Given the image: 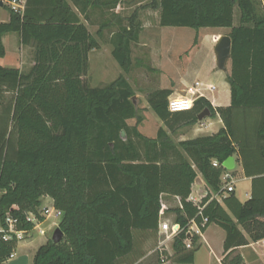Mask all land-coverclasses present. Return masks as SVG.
I'll return each instance as SVG.
<instances>
[{"label":"trees","instance_id":"obj_1","mask_svg":"<svg viewBox=\"0 0 264 264\" xmlns=\"http://www.w3.org/2000/svg\"><path fill=\"white\" fill-rule=\"evenodd\" d=\"M69 1L86 21L97 6L95 0ZM6 8L0 57L2 37L17 32L33 47L34 64L27 72L0 66V223L6 226L9 213L18 229H31L26 213L36 212L43 196L62 212V240L40 245L32 264H133L147 251L138 241L147 234L157 238L162 195L179 198L173 211L181 231L169 261L193 264L199 236L186 248V228L201 217L188 197L199 175L210 191H221L222 162L229 156L251 177L250 197L241 202L234 191L221 192V202L205 197L202 230L219 225L226 233L222 264H245L236 249L264 237V10L258 0H158L161 26L227 28L231 38L228 105L213 106L201 96L191 110L171 112V89L147 95L170 133L178 123H196L205 107L221 119L217 132L179 142L162 127L152 138L137 129L138 107L123 76L103 86L84 82L97 42L68 0H25L23 13ZM138 31L131 19L111 38V54L125 71ZM16 245L15 239L0 240V263Z\"/></svg>","mask_w":264,"mask_h":264},{"label":"rangeland","instance_id":"obj_2","mask_svg":"<svg viewBox=\"0 0 264 264\" xmlns=\"http://www.w3.org/2000/svg\"><path fill=\"white\" fill-rule=\"evenodd\" d=\"M95 3L97 6H93L88 11L86 22L97 46L89 54L88 69L83 80L89 86H103L116 80L119 76H123L128 81L133 96H136L138 100V115L141 120L137 129L142 134L152 138L157 135L160 127L168 130L164 122L154 114L147 103V95L153 90L168 88L174 92V96H184L188 95L187 89L198 81L202 84L212 83L214 85L215 89L208 91L210 98L213 97L220 103H223L224 99L227 98L226 73L215 68L213 52L216 42L214 34L220 28L201 27L194 29L161 26L159 24L158 0H95ZM5 4L7 6L0 7V16L9 12L6 8L9 7V4L6 1ZM70 5L74 10L72 4ZM258 7L260 10H264V0H258ZM76 12L81 15L78 11ZM238 14L239 10L236 7L235 24L238 22ZM80 18L84 19L83 15ZM131 19L135 25L139 26V31L137 39L130 43V64L128 70L125 71L111 54V38L120 27L129 26ZM221 31V35H225L229 29L225 28ZM11 33L16 35L14 32ZM16 43L18 42L16 41ZM9 51L11 53L8 60L12 62L10 64L17 65L16 51L14 49H9ZM26 51L29 60L30 50L26 49ZM0 62L8 64L6 61L1 60ZM200 91L206 94L203 85ZM135 122L136 119L134 118L127 120L129 126H133ZM170 137L174 142H178L176 140L178 132L171 133ZM232 172L236 194L241 200H245L247 198L246 193L251 188L250 181L244 178L239 162H236ZM47 198L46 196L41 198L42 204L46 203ZM161 203L166 207L163 219L172 220L175 217L173 209L179 206L176 198L162 195ZM55 221L57 222V219ZM57 226L58 224L53 227L51 221H48L40 227L44 230L43 235L39 233L38 229H35L31 236L25 235L12 256L3 261L2 264H30L31 252L34 247L49 240ZM157 238L154 239L150 235L144 237L147 241L144 246L149 247L146 254L151 252L150 257L154 263L161 261L157 259L156 251H153L158 242ZM254 245L253 248L261 249L258 244L255 243ZM164 252L172 253L171 243L168 244V248ZM210 258L209 250L205 244H202L195 252L196 264H207ZM166 261H169L168 256L164 262Z\"/></svg>","mask_w":264,"mask_h":264},{"label":"crops","instance_id":"obj_3","mask_svg":"<svg viewBox=\"0 0 264 264\" xmlns=\"http://www.w3.org/2000/svg\"><path fill=\"white\" fill-rule=\"evenodd\" d=\"M0 1H2V4H0V7H3V4H5V1H3V0H0ZM68 2H69V4H72L70 1H68ZM72 6H73V4H72ZM73 7H74L75 11H78L75 6H73ZM235 10H236V8L234 9V17H235ZM80 16L81 15H79V17ZM8 20H9V12L4 13L2 16H0V22H7ZM81 20L87 26L86 20L85 19H81ZM234 24H235V20H234ZM87 29H88V27H87ZM222 29H225V28H220L217 32H215V34H214L215 41L221 36V32H222L221 30ZM88 31H89V29H88ZM14 33H16V35H12L13 33H8L2 37V43L5 47V55L3 57H0V61L1 60L4 62L6 61V62H8V64H2L0 62V66L18 68L22 72H27L32 67V65L34 64L33 47L30 44H22L20 41L19 33H17V32H14ZM16 41L18 43H16ZM9 49H14L16 51V54H17L16 60L18 62L17 65L10 64L12 62H11V60H8V56L11 53L9 51ZM26 49L30 50L29 60L27 59ZM90 52H89V54H90ZM89 54H88V57H89ZM196 82H198V81H196ZM200 84H202V83H200ZM207 84H212V83H207ZM207 84H202V85H207ZM225 87H226V91H227V94H226L227 98L224 99L223 103L218 102V100L214 99L213 97L210 98L208 96V90H205L206 94H204L205 95L204 97H206L211 102V104L213 106H226L230 102V90H229V85L227 82L225 83ZM171 96H174L173 91L171 93ZM173 126L175 128H174V131L172 132V134H175L178 132V138L176 140L179 142V141L191 139V138H194L197 136L213 134V133L217 132L223 126V124H222V121L219 118V116L216 115L213 118L207 117L201 121L197 120L196 123L191 124V125H181L178 123L177 125H173ZM167 133L171 134L169 132V130H167ZM235 165H236V160H235ZM200 177H199V179H200ZM244 178L250 181V186H251V177H245L244 176ZM199 182L196 181V183H194L192 185V188H191V195L193 197H196V198L202 196L203 194H205L207 192H211L207 188L204 180L200 179ZM234 192H235L236 197L241 202H244L250 197L251 188H250V191L246 193L247 198L245 200H241L239 198V196L236 194L235 187H234ZM224 195H227V194H224ZM46 197H48L46 199V203L51 204L53 202L52 199L49 196H46ZM174 198H176L177 202L179 203L178 198L177 197H174ZM219 202H221V200ZM172 220H174V217ZM46 222H48V221H43L40 224V227H42V225H44V223H46ZM238 228L242 231L244 236L248 239V235L244 232L243 227L241 225H238ZM34 230H32L28 236H31V234L34 232ZM150 236H153L154 239H156L154 234H150ZM225 236H226L225 231L219 225H217L215 223H210L202 231L201 236L198 237V240L196 241V244L198 246L197 250L199 249V247L202 244H205L209 250V255L211 258L209 259V262L207 264H222V258L224 256V254H223V243H224ZM147 237H148V234H147ZM26 241H28V240H26ZM20 242H21V240H19L17 242L15 249L18 247ZM44 243H46V242H41V243L37 244L36 247H34V249L31 252V263L30 264H32V259H33V256H34L36 250L38 249V247L40 245H42ZM146 244H147V241H145V239H143V241L142 240L138 241L137 245H138V248H140V250H147L149 247L148 248H147V246L145 247L144 245H146ZM254 244H255V242L239 246L236 249V251L241 254V256L243 258V262L245 264H251V263L264 264V251L261 249L253 248L255 246ZM154 245H156V244H154ZM156 246L153 248L154 252H155ZM15 249L13 250V252L15 251ZM150 253L151 252L144 254L137 261H135L133 264H178V263L171 262V261H166V262L162 261L160 258L159 251H156V253L158 254L157 259L158 260L160 259L161 261L154 263L152 257H150ZM170 253L171 252H169L168 254H170ZM11 256H12V254H11ZM2 263H0V264H2ZM193 264H196L195 253H194Z\"/></svg>","mask_w":264,"mask_h":264},{"label":"built area","instance_id":"obj_4","mask_svg":"<svg viewBox=\"0 0 264 264\" xmlns=\"http://www.w3.org/2000/svg\"><path fill=\"white\" fill-rule=\"evenodd\" d=\"M9 4V7L18 13H23L25 0H3ZM202 88V84L199 82H195V84L187 89V94L184 96H169L167 99V107L168 110L171 112H180V111H188L191 110L193 107L194 101L204 96L201 93L200 89ZM203 89L208 91H213L215 89L214 85L207 84L203 85ZM213 166H217L218 162L213 160ZM221 191L216 192H207L202 196L196 198L193 197L190 193L188 200L191 201L194 205H196L198 209L197 215L201 217L200 222L196 221V218H192L188 221L186 234L188 235L187 238L184 240V245L186 248L192 247L191 238L194 236H201L202 234V227H204L207 222L208 218L202 214V209L205 206V203H202V200L205 197H208V200L215 199L217 201L221 200V192L226 194L228 192L234 191V183L235 180L233 178V174L231 170L225 169L221 174ZM1 193V191H0ZM178 198V197H177ZM179 201V198H178ZM179 204V203H178ZM13 208H17L16 205H13ZM165 205L161 203V209L159 211V221H158V229H157V237L158 242L155 251H159L160 258L164 261L167 258L168 253H165L166 249L168 248V244L173 242L175 236L181 231V228L178 223L174 220H165L163 217L165 216ZM62 212L56 209L51 204H42L37 208L36 212H28L26 213V220L33 224L31 229H18L16 227L17 219L12 217L9 213L5 216V225L0 223V240L8 241L15 239L17 242L21 240L25 235H29L30 232L34 229H38L40 234H44V230L40 228V224L43 221H51V224L56 226L61 218ZM41 217V219L39 218ZM57 219V222L55 221ZM258 244L262 250H264V237L255 242Z\"/></svg>","mask_w":264,"mask_h":264},{"label":"water","instance_id":"obj_5","mask_svg":"<svg viewBox=\"0 0 264 264\" xmlns=\"http://www.w3.org/2000/svg\"><path fill=\"white\" fill-rule=\"evenodd\" d=\"M2 4V1H0ZM214 59H215V68L217 70L223 71L224 73L228 72V62L231 58V38L228 35H221L213 47ZM132 103L137 107L138 100L136 96H132ZM211 111L208 107H205L202 111H200L197 115V120L201 121L204 118L210 117ZM222 166L227 170H232L235 167V158L234 156H229L222 162ZM199 182L200 179L197 178ZM63 238V231L57 226L51 235V242L58 243Z\"/></svg>","mask_w":264,"mask_h":264}]
</instances>
